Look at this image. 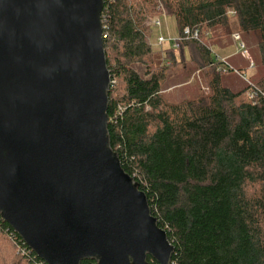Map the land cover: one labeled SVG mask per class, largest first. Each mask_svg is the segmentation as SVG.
Here are the masks:
<instances>
[{
  "label": "trees",
  "instance_id": "obj_1",
  "mask_svg": "<svg viewBox=\"0 0 264 264\" xmlns=\"http://www.w3.org/2000/svg\"><path fill=\"white\" fill-rule=\"evenodd\" d=\"M161 14L199 39L155 51L146 23ZM101 23L110 148L165 231L170 264H264V0H103ZM234 31L256 41L262 75L253 100L248 86L222 85L232 71L219 70L205 43ZM189 62L205 72L208 95L167 102L168 70ZM1 238L8 264H45L0 218Z\"/></svg>",
  "mask_w": 264,
  "mask_h": 264
},
{
  "label": "water",
  "instance_id": "obj_2",
  "mask_svg": "<svg viewBox=\"0 0 264 264\" xmlns=\"http://www.w3.org/2000/svg\"><path fill=\"white\" fill-rule=\"evenodd\" d=\"M103 0H0V218L45 264H170L110 148Z\"/></svg>",
  "mask_w": 264,
  "mask_h": 264
},
{
  "label": "rangeland",
  "instance_id": "obj_3",
  "mask_svg": "<svg viewBox=\"0 0 264 264\" xmlns=\"http://www.w3.org/2000/svg\"><path fill=\"white\" fill-rule=\"evenodd\" d=\"M157 17L160 16H156V18ZM153 19H150L146 23L150 29L152 28L151 22ZM161 23L162 27L159 30L152 28L151 44L154 43L159 34L163 35L164 37H168V34L173 38L179 37L176 22L173 18H161ZM235 33L236 31L233 32V34ZM211 37H214L213 33H210V38ZM240 37L241 42L247 49L249 60H246L239 55L236 45L231 40V36L220 39H212L211 41L205 42L208 49H210L211 57L213 59H215L216 55H218L220 58H227V63L234 70H236L237 73L232 71L224 73L221 76L222 85L233 92H238L246 88L248 85L247 82L255 83L262 75V70L259 66V54L256 48V41L254 37L252 35L243 34H240ZM158 55L160 57L158 61L161 62L163 56L160 54ZM184 55L188 60L187 51ZM250 62H252L255 66L254 70L252 71L247 69ZM137 70L141 74L144 71V69L141 67H137ZM241 76H244L247 81H245V79H243ZM205 80V72H203L193 63L189 62L182 65H177L168 70V75L165 77L161 85V94L167 102L174 104L185 100L195 99L199 96H206L209 93V88ZM9 245L10 243L7 240L2 238L0 239V264H8L7 254L9 253Z\"/></svg>",
  "mask_w": 264,
  "mask_h": 264
},
{
  "label": "built area",
  "instance_id": "obj_4",
  "mask_svg": "<svg viewBox=\"0 0 264 264\" xmlns=\"http://www.w3.org/2000/svg\"><path fill=\"white\" fill-rule=\"evenodd\" d=\"M232 16H233V13L229 12L228 18L232 17ZM161 18H166V16L164 14H161L160 17L154 18L152 20L151 27L153 29L159 30L162 27ZM206 34L210 36V33L209 34L206 33ZM199 36H200V33L198 30H190L189 28L183 29L181 35H179L178 38H173V37L169 36V34H168V37H164L163 35L159 34L157 36L156 40L154 41V43H152V47L155 49V51H161L162 52L165 46L176 51V50H178L179 44L182 41L198 40ZM231 40L236 45V48H237L239 55L242 56L244 59L249 60L247 49L245 48V45L241 42L240 34L239 33L232 34ZM214 60L216 63H219V70L225 71L226 68H228L229 70L237 73L236 70H234L228 63H226L225 59L220 58L218 55L215 56ZM223 66H225V69H222ZM254 68H255L254 64L252 62H250L248 64L247 69L249 71H252V70H254ZM241 77L243 79H245V81H247V79L244 76H241ZM111 84H112V82H111ZM247 84H248L247 86L249 87V89H248L246 95H247L249 100H253L256 97L255 88H254L252 83L247 82ZM206 91H208V90H206Z\"/></svg>",
  "mask_w": 264,
  "mask_h": 264
},
{
  "label": "crops",
  "instance_id": "obj_5",
  "mask_svg": "<svg viewBox=\"0 0 264 264\" xmlns=\"http://www.w3.org/2000/svg\"><path fill=\"white\" fill-rule=\"evenodd\" d=\"M222 59H225L226 63H227V58H222Z\"/></svg>",
  "mask_w": 264,
  "mask_h": 264
}]
</instances>
